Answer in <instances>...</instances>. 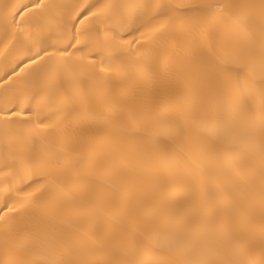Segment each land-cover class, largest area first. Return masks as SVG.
I'll list each match as a JSON object with an SVG mask.
<instances>
[{
  "label": "bare ground",
  "instance_id": "bare-ground-1",
  "mask_svg": "<svg viewBox=\"0 0 264 264\" xmlns=\"http://www.w3.org/2000/svg\"><path fill=\"white\" fill-rule=\"evenodd\" d=\"M31 2L0 0V110L26 107L37 75L25 62L40 49L14 17ZM44 2L43 47L53 54L39 63L59 65L60 75L31 125L0 120V208L15 209L0 213V264H147L169 248L174 264H264V0H159L180 14L162 21L168 30L144 44L143 60L127 45L100 47L117 20L84 19L76 27L87 35L75 43L77 11L97 0ZM68 44L69 55L53 52ZM109 64L123 65L119 76ZM101 88L112 111L97 100ZM49 116L66 121L63 138L35 127ZM30 130L54 165L28 179L20 158L32 149ZM223 138L235 141L234 156L221 151Z\"/></svg>",
  "mask_w": 264,
  "mask_h": 264
},
{
  "label": "snow or ice",
  "instance_id": "snow-or-ice-1",
  "mask_svg": "<svg viewBox=\"0 0 264 264\" xmlns=\"http://www.w3.org/2000/svg\"><path fill=\"white\" fill-rule=\"evenodd\" d=\"M48 5L45 4L44 0H32L30 4H26L19 8L17 12L14 13L15 16L21 17V23L18 27L24 33V39L29 43L35 45L39 51H37L35 56L29 58L25 63L35 64L37 67L32 69V72H36L37 75L31 84V95L28 97L26 107H18L19 100L14 103L9 104L4 109L0 110V120H3L8 125H19L22 123H27L31 125L34 116H39L44 108L48 107V102L51 98V94L55 92L58 77L60 75L59 65H53L52 67H46L47 61L44 65L39 63L43 57L51 56L53 53L49 52L47 47H43L44 42L47 39H51L50 36L45 37L44 29L45 25L43 22V15ZM220 7V6H216ZM264 7V6H262ZM179 6H173L168 4H163L156 0V2H151V0H97V3L91 5L80 6L79 11L76 13V22L72 25V28L76 29V33L73 36L76 44L80 43L79 37L81 35H87V33H81L79 28L76 27L77 24L81 23L84 19L90 18H102V23H112L113 20L118 21V30L108 29L105 32L104 42L100 45L103 49L109 51L115 50L120 46L127 45L129 55L139 54L140 58L143 60L148 55V50L145 49L144 44L146 42H156L162 38L165 32L168 30V25L162 21L171 19L169 13L172 15L180 14L178 12ZM234 22L243 29H248L249 19L245 16H237L234 18ZM17 21L13 19V24L15 25ZM100 33L97 32V40H99ZM262 38H264V29H262ZM74 44H68L63 49H53V52H58L61 57L69 55L68 48L74 47ZM91 59H95L92 57ZM101 59H103L101 57ZM112 59H121L120 57H113ZM125 61V65H126ZM101 71H104L103 64L100 65ZM123 65H118L113 67L112 64L108 65V70L114 72L117 76L120 75ZM6 77L5 79H9ZM2 86V82H0ZM97 100L101 107L105 111H112L115 105L114 98L101 88L98 92ZM35 103L36 111H28L31 109ZM260 104L262 110H264V93L260 96ZM53 116H60V110L53 113ZM14 117H26L27 119L17 120ZM52 117L49 116L45 119H36L35 127L42 130L53 129L59 138H63L66 130V121L61 118L54 121V123H48ZM167 134V133H166ZM218 138L219 133H213ZM36 133L34 130L29 131L27 136V141L32 143V149L30 152L24 154L20 158V169L28 179H31L33 175L36 174V170L41 167H49L54 165V159L44 160L43 149H38L36 145ZM223 143L225 147L221 149L223 153L232 157L236 153L235 141H231L227 138H223ZM197 151L202 156H207V151L201 146H195ZM169 154L164 153V159L167 161ZM229 166L232 170L239 174L240 165L235 160H230ZM261 181L264 183V170L261 172ZM39 183V181H37ZM2 191V189H0ZM17 191L23 192V189H18ZM28 197L32 196V193H27ZM33 201L30 199L22 204L21 207H30ZM13 212L15 209L5 205L4 208H0V213L2 212ZM4 219L3 215H0V221ZM171 249H165L158 252H154V255L159 257L155 261H149L147 264H174L170 258H168ZM9 264V262H5ZM56 264H72L71 261L64 262L58 261ZM109 264H145L143 261H127L121 262L120 260H112Z\"/></svg>",
  "mask_w": 264,
  "mask_h": 264
}]
</instances>
